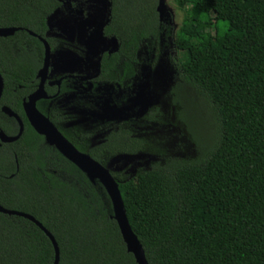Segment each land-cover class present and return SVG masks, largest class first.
Listing matches in <instances>:
<instances>
[{"label": "trees", "instance_id": "16d2710c", "mask_svg": "<svg viewBox=\"0 0 264 264\" xmlns=\"http://www.w3.org/2000/svg\"><path fill=\"white\" fill-rule=\"evenodd\" d=\"M108 1L103 35L129 48L156 44L163 29L157 0ZM172 2L182 10L172 39L180 57L172 66L205 104L212 129L184 131L188 114L173 88L166 113L153 105L138 122L167 118L190 145L188 154L171 155L161 135L130 137L125 129L110 131L104 142L86 149L62 132L52 113L36 109L74 148L102 165L116 153L156 156L130 177L110 172L147 264H264V0ZM59 6L58 0H0V27L15 28L0 36V107L22 123L16 139L0 142V206L32 215L50 232L58 247L56 264H136L101 185L46 144L22 111L42 63L36 35L52 50L45 18ZM111 57L116 53L103 54V72ZM0 130L8 136L18 130L1 110ZM203 242L210 244L207 251ZM52 260L51 242L33 222L0 212V264Z\"/></svg>", "mask_w": 264, "mask_h": 264}, {"label": "rangeland", "instance_id": "374dc122", "mask_svg": "<svg viewBox=\"0 0 264 264\" xmlns=\"http://www.w3.org/2000/svg\"><path fill=\"white\" fill-rule=\"evenodd\" d=\"M97 1H100L98 3L99 11L102 12V15L104 14L102 17L99 16V18L104 21L106 18V0ZM164 5L166 9L161 20L163 29L156 44L150 47L145 46L146 43H139L138 45L137 56L139 58L140 73L132 84L131 93L126 98L125 96L113 97L112 101L110 91L105 87L104 92L107 93L109 101L106 99L99 101L100 106L98 108H81L79 111L80 115L84 116V120L91 118V123L97 122L95 120H105L108 124L116 121V118L137 116L152 104H157L160 111L166 113L167 94L170 92V88H173L178 92L176 96L182 104V110L188 114L184 131L186 132L189 128L191 131H199L203 134L212 129V120L206 114L205 104L191 91V88L182 84L175 75L172 61L177 56V53L178 57L180 55L175 50L172 39L173 32L181 19L182 10L178 9L172 0H164ZM65 7V5H61L59 8ZM61 19L68 20L66 17H61ZM90 28L88 27L87 30H90ZM54 30L55 28L51 27L48 35L55 37ZM65 51V47H56L50 50L48 74L50 76H47V79L52 80L58 73H68L78 70V67L72 69L62 64L61 61L68 58L66 57L68 53H65ZM94 69L95 66L93 64L90 69L92 73ZM68 100L69 98L66 95L60 98V101L63 103L68 102ZM74 109L77 110V108ZM164 120L161 123H153L147 130L151 131L154 136L161 135L160 137L171 155L188 154L191 151L190 145L187 147L182 133L179 132L177 127L169 123L167 118ZM98 139L99 137L95 138V140ZM155 159L156 156L149 153L118 154L108 158L103 165L110 172L117 173L121 177L126 178L132 176L139 168H147ZM209 248L210 244L208 242L202 243L203 251H207Z\"/></svg>", "mask_w": 264, "mask_h": 264}, {"label": "flooded vegetation", "instance_id": "af4514ba", "mask_svg": "<svg viewBox=\"0 0 264 264\" xmlns=\"http://www.w3.org/2000/svg\"><path fill=\"white\" fill-rule=\"evenodd\" d=\"M66 5L67 7L60 9L62 12L67 13V11L74 12L75 10H82L81 15H84L86 7L91 5V3L89 0H70ZM94 6L96 8V5ZM54 32L55 35L59 33L56 29ZM104 36L106 38L111 37L107 35ZM48 37L54 39L52 50L56 47H65L66 50L70 51V59L77 58L80 60L71 67L72 69L78 67V70H73L68 73H58L52 80L47 79L50 76L48 75V67L43 82L45 95L44 97H39L35 101V107L38 105L46 114L52 113L51 118L54 120L53 122L59 126L70 140L77 143L80 147L90 149L104 142L110 131L118 129H125L129 132L128 135L130 137H138L140 135L154 136L152 132L147 129L155 122L140 125L138 119L144 114L152 113V106L157 104H152L143 113L137 116L116 118V121L108 124L105 120H95L97 122L92 123L90 122L91 118L84 120V116H81L79 111L81 108H98L100 106L99 101L103 99L109 101L107 93L104 92L105 87L109 89L112 101L113 97L125 96L126 98L128 94L131 93L130 89L132 88V84L134 80L136 81L140 73L139 58L137 56L139 46H132L129 48L123 46V44L120 45L116 38L113 43L108 42L106 39L101 45L103 49L99 53L98 71L96 72V69H94L92 73L90 69L94 64V59L90 54L86 53V46L83 44V41L77 37V34H73L67 39H63L60 36L57 37V35L55 37ZM145 46L150 47L152 43L147 42ZM123 49H125L126 52H124ZM113 53H116V57H111V60L106 64L107 68H109L108 71L106 70L103 72L100 69L103 54H105L107 58H110ZM128 57H130V59ZM96 91L98 93H94ZM65 95L69 100L63 103L60 101V98ZM74 108H77V110ZM47 119L49 120L48 117ZM96 137H99V139L95 140ZM118 154L130 153L111 154L108 158Z\"/></svg>", "mask_w": 264, "mask_h": 264}, {"label": "water", "instance_id": "95a60500", "mask_svg": "<svg viewBox=\"0 0 264 264\" xmlns=\"http://www.w3.org/2000/svg\"><path fill=\"white\" fill-rule=\"evenodd\" d=\"M61 5H65L67 7V3L70 0H58ZM91 5L86 7L84 11V16L82 14V10L78 11H67L64 13L60 10V6L55 8L52 12H50L45 18L46 31L45 36L48 35V31L51 27H54L57 31H59L57 36L62 37L63 39H67L71 37L73 34H77V37L83 41V44L86 46V53L90 54L91 57H95L94 66L96 72L98 71V62H99V53L102 51L101 45L108 40V42H115L114 37L106 38L102 34V27L108 20L109 14V1L106 0V18L102 21L100 17H102V12L99 11V2L97 0H89ZM96 5V8L95 6ZM164 0H157L155 11L158 15V20H162V16L165 12ZM74 13V14H73ZM61 17H66L68 20H63ZM88 27H91L90 30H87ZM15 30L14 27H0V36L10 35ZM29 34L34 35L29 31ZM55 35V33H54ZM55 35V36H56ZM36 38L42 43L43 46V57L41 67L37 70L35 76L38 79L37 85L35 89L26 96L25 99L22 100L21 106L23 114L28 122V124L32 127V129L39 135L42 136L43 141L52 146L57 152H59L65 159L71 162L77 169H79L85 177L90 181L94 182L95 180L101 185L103 190L105 191L108 200L111 205L112 218L116 222L120 237L122 242L124 243L125 249L127 252L131 253L136 264H147L144 258L143 250L136 238V236L131 231L124 214L120 194L117 187L116 180L110 174L108 168L99 162L92 159L86 153L78 151L74 148L62 135L61 133L54 127V125L47 119L46 116L41 114L35 107V101L39 97H44L43 90V82L46 77V73L49 67V58H50V49L46 42V40L38 35ZM115 47V46H114ZM65 53L68 55L61 62L63 65L72 67L80 59H70V51L66 50ZM2 89V78L0 76V93ZM0 110L6 114L14 118V120L18 124L17 133L13 136H8L4 134L0 130V142H10L16 139L21 130L22 123L18 116L9 110L5 106H1ZM0 212L4 214H14L24 218H27L31 222H33L50 240L52 248H53V260L51 264H56L58 260V247L54 237L50 234V232L36 220L32 215L18 211L13 209H7L0 206Z\"/></svg>", "mask_w": 264, "mask_h": 264}]
</instances>
